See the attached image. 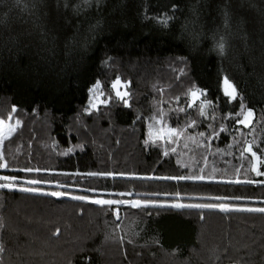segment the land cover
Instances as JSON below:
<instances>
[{"label":"trees","instance_id":"trees-1","mask_svg":"<svg viewBox=\"0 0 264 264\" xmlns=\"http://www.w3.org/2000/svg\"><path fill=\"white\" fill-rule=\"evenodd\" d=\"M5 106L0 264H264V0H0Z\"/></svg>","mask_w":264,"mask_h":264},{"label":"snow or ice","instance_id":"snow-or-ice-1","mask_svg":"<svg viewBox=\"0 0 264 264\" xmlns=\"http://www.w3.org/2000/svg\"><path fill=\"white\" fill-rule=\"evenodd\" d=\"M17 2H19V0H17ZM80 3L84 4V5H91L92 3V0H80ZM80 7V4H77L76 5V8L77 10L79 9ZM219 47L221 49H223V44H220ZM120 80L117 78V80L111 85V87L113 89L116 88V86L118 84H120ZM223 84H224V95L229 97L231 100H237L238 99V95H237V91H236V88L235 86L228 80L227 77L224 78L223 80ZM97 87H99V83H97ZM190 94H191V97H192V100L193 102H195L196 100H198L200 98V96H203V95H206L202 90H199V89H190ZM126 95V93L124 94ZM124 95L121 94L120 91H116V96L119 97L120 99H124ZM126 102V101H125ZM191 106V105H189ZM211 102H208L206 100L204 101H201L200 102V106H199V112H200V115H205V112H204V109L206 107H211ZM13 111H15V108H13ZM180 111H183V109H180ZM240 114H243V119L242 120H239L237 121V123L239 124H244L245 126H248L252 123V116H253V110L252 109H244L243 107L241 108V112L240 113H237V115H240ZM8 119L11 120L12 117L11 116H8ZM234 119V117H233ZM19 120L16 121V124H19ZM194 124V122H193ZM0 125H5V121L3 120H0ZM226 129H224L223 127L220 128V131H225ZM9 131H11V128L9 129ZM167 134L169 136H176V135H179V132L177 131V129L175 128H169L167 129ZM203 135V134H201ZM218 135V133H217ZM161 139L164 138V136H161L160 137ZM172 151L174 152L175 149L173 148ZM245 151H248L251 153V155L253 157L256 158V160L259 162L260 161V157L257 156V153L255 151L252 150V145L251 144H248L247 148L245 149ZM168 153L165 152V155H167ZM0 159H2V154H0ZM0 167H8L7 165V162H4L2 164H0ZM28 171H31V169H28ZM253 171L256 172V174L259 176V175H264V172H260L258 170V168L255 167V165L253 166ZM90 175H97L96 173H91ZM192 179V177H179L177 179ZM4 179H8L7 177H4ZM196 179H201L203 180L204 177L203 176H200V177H196ZM249 183H252V181H248ZM30 183H37V181H30ZM10 185L8 184H0V187H9ZM130 194V193H129ZM52 195H56V193H52ZM120 195H125V193H120ZM75 199H84L83 197H74ZM94 203H98V204H107V205H112V204H124V203H128L127 201H120V200H96V201H93ZM131 206L132 207H141V204L140 202H132L131 203ZM144 207H147L148 205L145 204L143 205ZM153 206H156V205H153ZM172 207H210V205H180V204H174L172 205ZM221 210L223 211H228L229 209L226 208V207H222ZM250 211H261V212H264V209H248ZM2 226V225H0ZM0 250H2V245H0Z\"/></svg>","mask_w":264,"mask_h":264},{"label":"rangeland","instance_id":"rangeland-1","mask_svg":"<svg viewBox=\"0 0 264 264\" xmlns=\"http://www.w3.org/2000/svg\"><path fill=\"white\" fill-rule=\"evenodd\" d=\"M120 84H118L116 86V88L114 89L115 93L116 91H120L122 95H124L126 93V95H124V99H127L128 96H129V89H130V86H131V83L129 81H121L120 80ZM223 87H224V84H223ZM224 89V88H223ZM103 97V92L102 91H97V89L95 88L93 90V93H92V97L89 101V106L90 107H98V105L101 103V99ZM119 100H122L118 97ZM4 112H5V115L4 116H0V120H3L5 121V125H0V151H1V148H2V144L3 142L10 138L12 132H13V126L12 124L9 122L10 120L8 119V116H11V114H9V109L7 106L1 108ZM12 117V116H11ZM243 119V114L241 116V120ZM251 120L253 121V116L251 118ZM143 126L147 127V129H149V134L151 135L152 138H157L159 136L162 135V129H161V126H160V122L158 119L154 118V119H146V120H142V123H141ZM252 124V123H251ZM250 124V125H251ZM244 128H247L248 126H245L244 124H242ZM11 128V131H9V129ZM254 143V142H253ZM251 139L249 138L248 139V144H251L253 145ZM255 165L256 168L259 169V165H258V161L256 160V158H254V161H253V165H252V171H253V166ZM255 174L256 172L253 171ZM134 202H137V201H134ZM117 218H119V215L118 213L116 214Z\"/></svg>","mask_w":264,"mask_h":264}]
</instances>
